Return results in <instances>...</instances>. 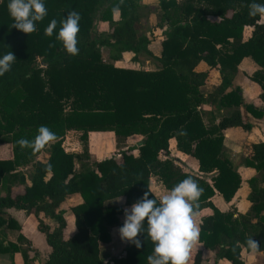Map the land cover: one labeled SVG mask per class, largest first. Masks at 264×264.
Returning a JSON list of instances; mask_svg holds the SVG:
<instances>
[{
  "label": "trees",
  "instance_id": "1",
  "mask_svg": "<svg viewBox=\"0 0 264 264\" xmlns=\"http://www.w3.org/2000/svg\"><path fill=\"white\" fill-rule=\"evenodd\" d=\"M253 2L264 0H159L158 26L167 24V30L155 57L148 49L155 36L137 33L142 0H44L47 15L27 35L12 27L8 0H0V55L10 51L16 58L0 76V139L7 136L11 144V155L0 157V254L20 252L23 264L37 259L21 233L7 241L6 230L20 229L5 211L14 208L36 217V229L50 248L45 264H148L154 243L146 224L140 248L127 242L105 260L100 245L112 241L113 231L119 236L123 207L146 192L158 200L151 177L166 190L188 177L202 189L194 209L201 230L187 264H219L217 258L244 264L243 252L264 253V140L248 143L243 159L253 171L245 180L247 210L221 211L211 200L219 194L229 202L242 184V173L223 146L225 130L237 127L247 136L252 125L245 113L264 115V21L262 15H248ZM69 11L80 15L74 56L55 38ZM53 19L57 28L49 37L44 29ZM96 19L107 27L96 30ZM102 48L113 51L112 61L104 60ZM123 53L132 66L113 63ZM142 53L159 66L142 69ZM243 58L255 67L251 80L261 91L256 103L245 102L229 76ZM216 72L218 84L203 93ZM206 106L229 113L205 120ZM40 126L54 132L56 141L39 150L17 144L21 138L32 141ZM107 131L117 144L133 143L89 162L88 134ZM68 132L79 151L64 149ZM171 140L177 152L196 161V172L172 156ZM46 147V158L36 159ZM27 164L28 180L21 170ZM74 194L81 201L67 204ZM64 204L73 216L71 231ZM249 237L260 247L255 253L247 248Z\"/></svg>",
  "mask_w": 264,
  "mask_h": 264
},
{
  "label": "clouds",
  "instance_id": "2",
  "mask_svg": "<svg viewBox=\"0 0 264 264\" xmlns=\"http://www.w3.org/2000/svg\"><path fill=\"white\" fill-rule=\"evenodd\" d=\"M7 10L13 20L12 27L26 35L36 31V24L47 15L44 0H8ZM114 11L118 12V9ZM248 15H264V3H251ZM79 20L78 12L69 11L60 21L55 37L66 53L73 56L79 51L77 48ZM56 28L57 21L53 19L44 29V34L51 37ZM15 60L10 51L0 55V76L10 70ZM56 139V134L47 126H40L32 141L21 138L17 144L21 148L39 150ZM201 193L202 189L191 177L185 178L172 189L161 192L158 200L153 198L152 193L149 198V192H146L123 210V223L117 229L119 238L140 248L146 224L147 234L154 243L153 252L147 257L148 264H187L201 230L194 219L196 215L194 209L198 208L197 201ZM246 245L253 253L260 248L251 237L247 239Z\"/></svg>",
  "mask_w": 264,
  "mask_h": 264
},
{
  "label": "crops",
  "instance_id": "3",
  "mask_svg": "<svg viewBox=\"0 0 264 264\" xmlns=\"http://www.w3.org/2000/svg\"><path fill=\"white\" fill-rule=\"evenodd\" d=\"M161 38L162 37L159 38V37L155 36V39L152 40L148 45V49L151 51V53L155 57H158L160 54V40H161ZM123 55H127L128 58L126 61L127 62L126 66H122V67L132 66L133 64L130 63V57L131 56L128 53H123ZM216 76H219L218 78H220V74L218 72H216L213 75L210 82L208 84L204 85L203 87H201V91L203 93L211 92L213 90L215 84L217 83V81H215ZM233 83H234V85L239 84L238 80H236V83L235 82H233ZM240 86L243 89L242 93L244 96V100L246 102H250L251 100H255L254 102L257 101V99L259 98L258 96H259L261 91H260L259 86L256 83H254L253 81L248 79L244 85L242 84ZM252 93L254 94L253 96H252ZM259 125H261V127H260V129L258 128V131L260 130V132H258V139L256 141L253 140L252 142H260V141L264 140V115L261 118H258V126ZM242 134L243 133H242V131H240L239 128H237V129L236 128H229V129L225 130V132H224L223 143H226V146L228 147L227 149L231 152L232 157H234L236 154H240L242 157H245L247 154V151H248L247 146H242V141L245 138V137H243L244 134L243 135ZM244 136H246V135H244ZM239 137L241 139H239ZM238 139H239V141H238ZM171 142H173V140H171L170 143ZM247 142H249V141H247ZM72 150H74V149H72ZM175 152H176L175 154L180 155L181 163L185 164L189 168V170L195 171V172L197 171V163L192 157H188V156L183 155L177 151H175ZM240 169L241 170L239 172L242 173V184H241L240 188L234 194L233 198L229 202L224 201L223 198L219 194H215L211 198L213 204L221 211H228V210L232 209L233 207H235L237 204H245L246 208H248V201L246 199L248 187H247V183L245 180L250 175L253 174V171L251 169L246 168L244 165ZM150 189L152 190V192L154 193V195L157 198H159V194L161 192L166 190L158 182V180H156L155 177L150 178ZM20 191H21V189H19V188L16 189V192H20ZM72 201H74V203L80 202L81 200H80L79 195L74 194L71 197H69L67 199V202H68L67 204H74ZM67 204H64L63 208L66 210L65 217H66V220L68 222V231H71L73 229V216L68 211V205ZM128 207H130V206L123 207L122 213L119 215L120 220L124 219V211L123 210L125 208H128ZM5 211L8 215H10L18 223V225L20 227L19 230H6L7 241L15 242L17 235L19 233H21L28 240V242L30 244L29 247L36 249L38 253L45 250L46 251V257H47V255L50 251V248L45 246L46 243H45L43 234L40 233L36 229L37 221H36V217L33 215V213H26L23 210H17L14 208H8ZM38 217L41 219H44L46 222L49 223V221L43 217L42 213H39ZM112 234H113V237H112V241L110 243L100 245V255L105 260L110 258V257L104 258L102 256V252L104 251L105 247L110 246V244L115 242V240H117V239L120 240V243H123L124 245L127 244V241H122L119 238V236H117L115 234L114 231ZM26 246H27L26 244L22 245V247H26ZM109 249L112 252H114V250H113L114 248L112 246H110ZM45 259H44L43 264H45ZM242 259H243L244 264H264V253L252 254V253L243 252L242 253ZM216 260L218 261L219 264H229L225 259L219 260L217 258ZM39 261H40L39 260V254H37V259L34 261V264H40ZM208 261H209V259H208ZM11 262H12V264H23L20 252H14L13 254H10V253L0 254V264H10Z\"/></svg>",
  "mask_w": 264,
  "mask_h": 264
},
{
  "label": "rangeland",
  "instance_id": "4",
  "mask_svg": "<svg viewBox=\"0 0 264 264\" xmlns=\"http://www.w3.org/2000/svg\"><path fill=\"white\" fill-rule=\"evenodd\" d=\"M158 1L159 0H142V3L145 7L141 9L142 19H141L140 23L137 25V33L138 34H149V33H151L152 35H155L156 37H159V38L165 34V32L167 30V24H161L160 27L158 26L159 15H160ZM178 1H181V0H178ZM261 20L264 21V15L261 16ZM106 27H107L106 23H103V22L99 21L98 19H96V21H95V29L96 30H99V29L103 30ZM112 53H113L112 50H110L108 48H102V57L104 58L105 61H112V60H110V56ZM127 58H128L127 55L122 54L120 56V58L117 59V61H113V63L119 67L126 66ZM138 63L141 66V68L144 70H152V69H155L159 66V64L154 60V58L150 57L149 55L143 54V53L140 54ZM254 71H255V67L251 64L250 60H248L247 58H243L241 60L240 64H238L236 70L234 72L229 73V76L232 77L233 82L236 83V80H238V83L240 85H242V84L244 85L248 79L251 80V75H253ZM218 77L219 76H216V78H215V81H217L215 86L218 84V81L220 79ZM239 84L237 86L241 89V91H243V89L241 88V86ZM215 86H214V88H215ZM253 95L254 94L252 93V96ZM259 96H260V94H259ZM254 101L255 100H251L250 103H256ZM228 113L229 112H225V111L217 112V110H215L214 106L204 107V119L205 120H211V119H213L216 116H219L221 114L222 115L223 114L228 115ZM245 116H246L247 120L251 123L253 128L251 129L248 136H244L243 135L244 132H242L243 137H245L244 140L242 141V146H248V143L252 142L253 140L256 141L258 139V132H260V130L258 131V128L260 129V127H261V125L258 126V118H253L247 113H245ZM232 128L237 129V127H232ZM240 131H241V129H240ZM239 139H241V138L239 137ZM239 139H238V141H239ZM247 141H249V142H247ZM131 144H132V142L117 144L115 141V137H114L113 133L109 132V131H107V132H91L88 134L89 162L92 163V162L98 161L105 154H108V153H118V151H120L122 149H126ZM223 146L226 149L228 148L226 146V143H223ZM63 147L66 151H79V148H80L78 142H76V139L71 132H68L65 134L64 140H63ZM72 149H74V150H72ZM47 150H48V147H46L43 151H41L39 153V155L36 157V159H38V160L45 159L47 156ZM170 150L172 151L171 152L172 156L177 158L179 161H181L180 155L175 154L176 150H175L173 142L170 143ZM133 153L136 154L137 151L134 150ZM10 155H11V144H10L9 138H7V136L6 137L3 136L0 139V157H8ZM232 159H233V165L235 167V170L239 172L241 170L240 168L243 167V165H244V163H243L244 157H242L240 154H236L234 157H232ZM21 170L26 175V178L28 180L30 177V174H31L30 164H27V165L21 167ZM72 202L74 203V201H72ZM109 203L114 204L115 201L112 200V201H109ZM233 209L235 211H237V213H244L247 210L245 204H237L235 207H233ZM194 219H195V221H197V215H195ZM45 246L48 247L46 244H45ZM110 246H112L114 248L113 249L114 252H112L109 249ZM110 246H107L104 248V251L102 252V256L104 258L111 257L112 255H114L116 252H118L119 250L122 249L124 244L120 243V240L117 239V240H115V242L110 244ZM38 254H39V260H40L39 262H40V264H43L44 259L46 258V251L43 250V251L39 252Z\"/></svg>",
  "mask_w": 264,
  "mask_h": 264
}]
</instances>
